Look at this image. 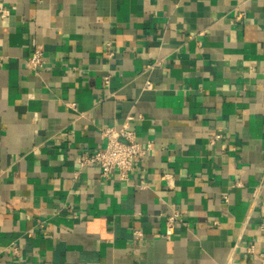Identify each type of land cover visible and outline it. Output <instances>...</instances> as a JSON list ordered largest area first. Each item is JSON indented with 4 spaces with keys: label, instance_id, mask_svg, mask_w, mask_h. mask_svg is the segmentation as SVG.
I'll return each instance as SVG.
<instances>
[{
    "label": "crops",
    "instance_id": "0c3cea01",
    "mask_svg": "<svg viewBox=\"0 0 264 264\" xmlns=\"http://www.w3.org/2000/svg\"><path fill=\"white\" fill-rule=\"evenodd\" d=\"M3 7L0 264H264V0ZM130 115L127 179L79 164Z\"/></svg>",
    "mask_w": 264,
    "mask_h": 264
},
{
    "label": "built area",
    "instance_id": "2783aa9c",
    "mask_svg": "<svg viewBox=\"0 0 264 264\" xmlns=\"http://www.w3.org/2000/svg\"><path fill=\"white\" fill-rule=\"evenodd\" d=\"M1 15H6L5 7L0 9ZM241 18V15H239ZM46 62L44 49L41 45L36 44L31 56L26 60L29 69L37 70ZM109 75L106 76V81L109 83ZM148 86L150 83H147ZM134 116L130 115L121 128L114 125H108L102 129V134L106 139L104 147L95 150L93 153H85L78 159L80 165L86 163H98L104 175H109L114 169H118L120 177L127 179L129 173L135 167V162L141 159L152 146V143L144 145L137 139L135 130L131 125V119ZM218 133L216 137H220ZM181 212L178 211L168 216L169 229L175 225L178 216ZM15 252H18V246H14ZM0 250V254H1Z\"/></svg>",
    "mask_w": 264,
    "mask_h": 264
}]
</instances>
